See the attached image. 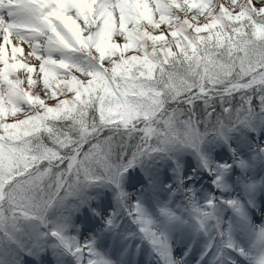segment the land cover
Wrapping results in <instances>:
<instances>
[{
	"label": "snow or ice",
	"instance_id": "1",
	"mask_svg": "<svg viewBox=\"0 0 264 264\" xmlns=\"http://www.w3.org/2000/svg\"><path fill=\"white\" fill-rule=\"evenodd\" d=\"M0 40V264H264V0H0Z\"/></svg>",
	"mask_w": 264,
	"mask_h": 264
},
{
	"label": "bare ground",
	"instance_id": "2",
	"mask_svg": "<svg viewBox=\"0 0 264 264\" xmlns=\"http://www.w3.org/2000/svg\"><path fill=\"white\" fill-rule=\"evenodd\" d=\"M11 39V38H10ZM0 44H2V40H0ZM19 45V47H21L22 49H23V53H18L17 54V59H22V58H24V59H27V61L30 63V64H35V62L33 61H31V57H28V52L30 51V49H29V47H28V45L26 44V43H24V42H18V41H16V40H12V44H10V45H6L5 47L6 48H8V49H10L11 48V46H13V45ZM9 55H10V51H9ZM258 218V217H257Z\"/></svg>",
	"mask_w": 264,
	"mask_h": 264
},
{
	"label": "rangeland",
	"instance_id": "3",
	"mask_svg": "<svg viewBox=\"0 0 264 264\" xmlns=\"http://www.w3.org/2000/svg\"><path fill=\"white\" fill-rule=\"evenodd\" d=\"M152 2H153V0H149V3H152ZM31 61H32V62L34 61L35 64H37V65H38V63H39V61H36L34 57H31ZM0 66H2V65H0ZM19 71H20V73H22V72H23V69H21V70H19ZM37 72H38V68H37ZM32 75H33V79H36V78H37L36 73H33ZM22 78H23V76H22ZM46 102H48V103H52V101H46ZM9 122H11V118H9ZM193 166H195V165H194V162H193ZM257 219H259V218H257Z\"/></svg>",
	"mask_w": 264,
	"mask_h": 264
}]
</instances>
